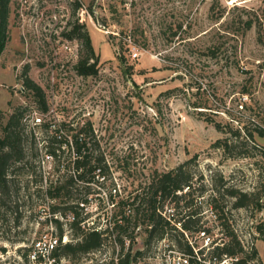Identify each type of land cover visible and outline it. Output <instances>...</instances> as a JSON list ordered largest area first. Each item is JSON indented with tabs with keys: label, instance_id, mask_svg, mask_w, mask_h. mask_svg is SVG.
Masks as SVG:
<instances>
[{
	"label": "rangeland",
	"instance_id": "1",
	"mask_svg": "<svg viewBox=\"0 0 264 264\" xmlns=\"http://www.w3.org/2000/svg\"><path fill=\"white\" fill-rule=\"evenodd\" d=\"M78 27L99 60L97 74L88 77L76 69L87 55ZM133 48L139 59L131 58ZM26 75L45 92L47 113L25 89ZM20 106L32 129H25V161L10 170L11 197L0 205V264H28L26 250L47 225L42 208L64 207L47 190L66 170L42 162L48 134L35 127L37 118L93 125L110 179L91 184L96 194L78 188L77 197L89 200L82 211L88 226L106 228L114 187L121 199L133 196L154 174L193 160L201 224L221 243L228 224L245 250L239 258L257 250L247 264H264V0H12L0 52V138ZM226 139L231 153L215 145ZM226 187L249 194V205L234 209ZM213 197L223 219L210 205ZM165 208L177 220L173 205ZM57 225L74 240L69 224ZM144 230L137 229L132 254L145 248ZM188 234L195 240V231ZM116 235L101 251L66 264H107ZM161 242L134 262L167 264L163 244L180 249L173 239Z\"/></svg>",
	"mask_w": 264,
	"mask_h": 264
},
{
	"label": "trees",
	"instance_id": "2",
	"mask_svg": "<svg viewBox=\"0 0 264 264\" xmlns=\"http://www.w3.org/2000/svg\"><path fill=\"white\" fill-rule=\"evenodd\" d=\"M11 1L0 0V52L3 50V44L5 43ZM74 33H77V38L82 40V44L87 51V55L81 58L76 65L78 74L84 77L97 74L99 60L89 34L82 32L80 27L75 29ZM24 84L25 89L30 91L40 104L41 113H47L48 105L43 89L27 75ZM25 112L26 108L20 106L10 115L3 127V136L0 138V205H6L7 199L11 197V168L23 163L27 157L28 148L24 143L25 129L32 128L29 125V119L24 118ZM51 125L52 122H43L41 125L35 126L48 134L47 141H45L47 144L44 147L46 152L53 156L56 171L66 170L65 174L60 176L56 182H51L47 190V194L52 200H60L64 204V207L53 205L51 211L56 213L64 210V214L72 213L75 216V220L69 224L71 231L74 233V240L59 247L56 252L59 258L76 261L81 256L96 253L106 244L109 235L114 233H117L114 241L121 248L119 258L124 254L126 241H129L127 253L124 254L123 258H120L121 264H131L132 261H136L139 257L150 252L151 245L154 242L166 239L175 240L183 253L189 254L192 252L184 233L172 223L176 219L175 214L168 213L165 207L167 203L173 205L176 216H179L175 221L181 222L185 231L194 232L204 228L201 224L200 208L196 207V197L192 190L194 176L189 169V165L193 160L182 163L168 172L154 174L151 182L142 186L133 196L121 199L120 192L116 187L111 189L108 197L114 212L111 214L106 228L98 229L88 226L89 216H83L82 214L83 208L80 203L87 204L89 200L77 197L81 193H77L78 188L84 187L86 195L96 194L99 192L93 191L91 184L103 186L100 179L103 178V181L110 179L108 162L95 135L93 125L89 121L81 127H74L66 123L56 124L55 128H52ZM30 131L32 137L36 139L34 132ZM66 135L70 136L71 140ZM234 136L239 139L241 132H234ZM260 136H264V130H261ZM246 137L251 140L254 139L252 134H248ZM215 145L222 147L228 153H231L233 148V145L227 139L219 140ZM33 149H35L34 146L29 150ZM196 158L197 156L194 157V159ZM185 189L187 191L184 194ZM225 189V194L235 199L232 206L234 209L245 208L249 205V194L239 192L234 188L226 187ZM204 190L205 188H202L199 197L203 196ZM217 201L218 199L213 197L210 205L219 213V218L223 219L221 213H223L224 208L217 205ZM55 222L60 223L58 220H55ZM223 225L226 226L225 237L227 241L224 242L223 247H217L211 252L207 256L208 258H222L224 255L239 257L245 253L244 247L234 231L231 230L228 224ZM141 226L144 227L147 234V238L144 240L145 248L132 254L131 251L137 244L136 238L139 234L136 231ZM59 228L62 237L64 231L61 225H59ZM26 251L25 259L27 261L28 249ZM257 257L258 252L254 250L251 256L242 257L238 264H247V259H256Z\"/></svg>",
	"mask_w": 264,
	"mask_h": 264
},
{
	"label": "built area",
	"instance_id": "3",
	"mask_svg": "<svg viewBox=\"0 0 264 264\" xmlns=\"http://www.w3.org/2000/svg\"><path fill=\"white\" fill-rule=\"evenodd\" d=\"M131 42V40H129ZM131 58L136 60L139 59L141 53L133 48L130 50ZM42 119L37 118L34 125H41ZM52 128L56 127L55 123H52ZM64 133V132H63ZM66 134V133H64ZM38 134H36V137ZM66 137L71 140V137L66 135ZM45 145V144H44ZM45 148V147H44ZM54 160L53 156L48 154L45 150L43 154L42 162L45 164L46 162ZM80 206L82 208L85 207V204L81 203ZM42 220L47 223L44 231L32 242V244L27 248L28 256L27 261L28 264H66L68 262L65 258H59L56 255L57 250L61 245H65L70 242L68 236L65 234L62 237L56 230L57 223L55 220H58L60 223L70 224L75 220V216L72 213L63 214L62 212H50L45 208L41 210ZM172 223L176 226L178 230L184 233L185 238L187 239L192 252L187 254L182 251L176 250L174 245L163 244L165 240H162L161 244L168 248V255L166 259L167 264H238L240 258L239 257H228L224 255L222 258L214 257L213 259L208 258L209 254L213 252L217 247H223L224 243L218 242L210 233L208 229H200L195 231L196 238L195 240L191 238L188 234L189 231H185L182 228L181 222L172 221ZM56 224V225H55ZM101 229V228H98ZM139 229V228H138ZM115 242V241H114ZM125 248L128 249L129 241L127 240L125 243ZM106 246L104 245L103 248ZM100 250V251H101ZM114 251L116 252L111 261L107 264H121V259L125 255H121L119 258L121 248L115 242ZM97 264H104L103 261H100ZM131 264H136V262L132 261Z\"/></svg>",
	"mask_w": 264,
	"mask_h": 264
}]
</instances>
